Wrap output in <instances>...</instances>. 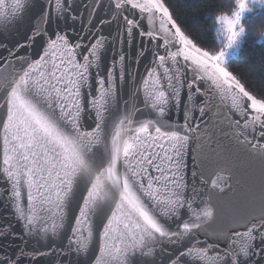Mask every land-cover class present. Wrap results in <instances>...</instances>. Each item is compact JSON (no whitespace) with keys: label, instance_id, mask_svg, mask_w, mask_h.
<instances>
[{"label":"snow or ice","instance_id":"6c2138e0","mask_svg":"<svg viewBox=\"0 0 264 264\" xmlns=\"http://www.w3.org/2000/svg\"><path fill=\"white\" fill-rule=\"evenodd\" d=\"M234 4L206 13L210 46L169 0L0 12V264H264V190L248 212L233 199L241 163L264 180V97L232 67L264 0Z\"/></svg>","mask_w":264,"mask_h":264},{"label":"trees","instance_id":"16d2710c","mask_svg":"<svg viewBox=\"0 0 264 264\" xmlns=\"http://www.w3.org/2000/svg\"><path fill=\"white\" fill-rule=\"evenodd\" d=\"M176 18L191 36L204 41L206 46L213 43L215 31L206 13L223 7L225 11L235 6L234 0H169ZM250 35L244 49L239 52L233 70L243 78L247 89L257 98L264 97V17L252 15L248 25Z\"/></svg>","mask_w":264,"mask_h":264},{"label":"water","instance_id":"95a60500","mask_svg":"<svg viewBox=\"0 0 264 264\" xmlns=\"http://www.w3.org/2000/svg\"><path fill=\"white\" fill-rule=\"evenodd\" d=\"M72 0H69V3H71ZM52 7L54 9L55 6V0H51ZM13 5V0H5V5L4 8L0 9V12H10L12 9ZM113 34H115V25L112 26ZM23 31V29H21ZM136 47L139 46V41H136L135 44ZM124 50L129 51V46L127 44L124 45ZM31 53V50H29ZM115 53L109 52L107 54V59L109 63H111L113 56ZM129 63H134L136 66V69L138 71V81L140 80V77H142L145 73V68H146V62L144 61H139L136 62L133 57H129ZM115 71L117 75L119 74V65L117 63ZM162 71V70H161ZM142 83V81H140ZM125 95L127 94V88L124 90ZM95 93V89H93V93ZM89 99H91V95L89 96ZM0 136H2V132H0ZM256 136V143H264V137H261L259 132H255ZM249 140L252 139V136L248 137ZM2 158H3V145H2V140H0V163H2ZM189 161V165H190ZM238 179L239 183L236 185L234 191H233V199H234V204L236 208L241 211V212H248L251 210L253 207H259V201H260V194L261 191L264 190V180H262L261 176V170L260 166L256 162H249L245 161L240 164L239 170H238ZM5 191V186H4V181L0 179V194H3ZM26 202V201H25ZM10 204L8 202L7 197H0V223H4L8 220L11 219L9 212H10ZM37 211H39V206H37ZM49 224H51V220H49ZM84 229H85V234L87 231L88 224H84ZM237 229L243 233L244 232V224H239L237 225ZM17 231L19 229L17 228ZM238 242H242L244 237L237 238ZM51 243V242H49ZM61 240L57 239L55 243L53 244V247H55L56 244H60ZM22 246V245H21ZM30 247H42L45 245H38L35 242L30 241L29 242ZM0 247H3L6 251L9 248H14L16 247V244L8 243V242H3L0 241ZM201 255L198 249L195 247L193 248L192 251V258L196 259ZM55 260L56 258L53 257ZM56 264H59V261H56ZM134 264H138V262H134Z\"/></svg>","mask_w":264,"mask_h":264},{"label":"rangeland","instance_id":"374dc122","mask_svg":"<svg viewBox=\"0 0 264 264\" xmlns=\"http://www.w3.org/2000/svg\"><path fill=\"white\" fill-rule=\"evenodd\" d=\"M264 36V35H263Z\"/></svg>","mask_w":264,"mask_h":264}]
</instances>
